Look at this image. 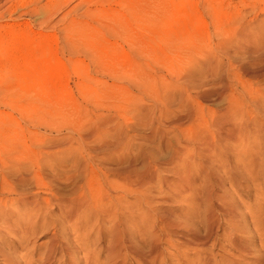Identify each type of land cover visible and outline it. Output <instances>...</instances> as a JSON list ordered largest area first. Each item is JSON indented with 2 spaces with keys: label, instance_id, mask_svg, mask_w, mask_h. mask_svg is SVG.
Listing matches in <instances>:
<instances>
[{
  "label": "rangeland",
  "instance_id": "1",
  "mask_svg": "<svg viewBox=\"0 0 264 264\" xmlns=\"http://www.w3.org/2000/svg\"><path fill=\"white\" fill-rule=\"evenodd\" d=\"M248 25L251 30L257 28L258 40L255 35L239 36ZM260 40L264 44V0H0V157L8 152L2 149L26 147L39 152L43 157L38 176L43 179V172L50 176L55 171L58 175L75 174L77 160L94 150L89 152L94 161L124 171L113 176L119 195L117 210L131 216L132 227L140 222L135 210H150L177 220L188 210H199L203 197L198 189L184 193L181 185L174 186L181 183L176 175L189 166L192 157L188 152L186 160L184 153L178 162L170 159L172 148L184 139L172 128L173 121L188 122L187 106L195 105L189 99L184 102L182 85L198 84L191 92L206 96L201 105L211 111L223 107L225 98L218 93L222 84L209 81L200 85L206 74L197 63L206 56L223 57L225 64L219 65L217 72L224 79L239 73V65L264 72V62L245 61L246 47L261 44ZM261 78L264 81V75L250 81L255 84ZM169 141L172 146H168ZM237 143L236 139L230 146ZM52 148L59 153L49 160L44 150ZM63 155L69 159L54 160L64 159ZM148 163L158 168L153 170V182L147 187L153 191L147 193L150 199L146 202L142 194L128 188L125 177L129 167L131 175H142ZM99 180L94 183L96 191L101 183L107 185L104 178ZM59 182L63 190L73 187L72 178ZM225 186L229 187L227 182ZM253 199V190L240 188L234 194L241 209L252 205ZM110 205L105 199L104 209ZM199 206L201 209L203 203ZM48 217L54 219L53 215ZM73 220L61 225L70 239L74 234L68 228L77 222ZM220 225L224 226L222 218ZM39 231L35 257L50 236L45 229ZM219 232L218 240L228 243ZM141 247L148 252L149 243L141 242ZM30 250H22L21 260L31 256ZM159 251L161 254L152 255H160L156 263L182 261L172 247L160 245ZM101 257H106L105 253ZM131 257L127 256L126 264H139ZM247 261L250 259L238 264Z\"/></svg>",
  "mask_w": 264,
  "mask_h": 264
},
{
  "label": "bare ground",
  "instance_id": "2",
  "mask_svg": "<svg viewBox=\"0 0 264 264\" xmlns=\"http://www.w3.org/2000/svg\"><path fill=\"white\" fill-rule=\"evenodd\" d=\"M243 29L241 33L238 30L241 38L255 35L254 38L259 39L260 36L256 38L259 33L257 31L256 34L257 28L254 31L248 25V30ZM228 38L227 41H230ZM253 44L246 47L245 61L252 64L264 62V44L262 41L261 44ZM215 54L214 51V57ZM210 57L200 58L201 61L197 60V56L194 58L199 61L197 64L201 66H198L202 67L206 74L205 81L200 85L219 81L222 86L218 93L221 97L224 96L225 105L211 111L207 105H201V101H206V96L191 92L195 86H199L198 84L182 85L185 93L184 97L182 96L185 100L183 101L189 99V102L191 100L195 105L187 106L188 122L183 120L187 122L186 125L179 120L178 123L173 121L172 126L174 130L177 128L180 131L184 141L179 140L176 147L172 148L171 161L182 160L183 153V159L185 154L187 157L192 156L191 159L188 158L191 163L187 159L190 164L185 166V170L182 169L183 172L175 169V173L178 172L176 179L181 183L174 186L181 185L179 189L184 188V193L192 190L196 192L197 189L199 193L202 192V200L197 206L199 210H188L177 220L158 216L150 210H135L141 225L138 223L137 227H132L131 216L121 214L117 210L119 195L113 176H118L124 171L118 172L115 167L94 161L89 153L94 150L86 152L88 156L84 157L85 161L83 158L84 163L77 160L75 174L71 172L58 175L55 171L51 172L53 176H50L43 172L44 178L41 179L38 176L42 172L39 160L43 155L26 147L2 149L8 151L0 157L2 264H126L127 256H132L139 264H163L154 262L160 255H155V259L152 257L155 253L161 254L160 245L175 249V256L181 257L182 261L177 259L180 263L184 262L183 264H238L244 259H250L246 264H264V81L262 78L255 81V84L250 81L264 75V72H252L239 65V73L233 74L232 79L229 76L224 79L220 72H217V67L225 64L223 57ZM188 78L190 82L191 79ZM236 139L239 143L231 147L230 143ZM168 146H172L171 142ZM44 151L48 159L59 153L55 148ZM63 157L64 159L54 160L62 162L69 159H66L67 156ZM195 157L198 160H195ZM232 158L237 159L235 161ZM148 164L145 173L137 176L131 175V167L127 168L125 177L130 183L128 188L142 194L146 202L150 199L148 192L151 190L147 187L153 182V170L158 168L155 164ZM193 172L195 177L190 178ZM68 178L73 179V187L63 190L59 181ZM102 178L107 185L104 187L101 183L96 191L94 183ZM225 182L229 187L225 186ZM240 188L244 192L253 190L254 193L253 204H248L246 209L239 208L234 201V194ZM105 199L111 202L107 209L103 207ZM201 203L203 207L200 209ZM49 215H53L54 219H50ZM132 217L134 218L133 215ZM73 218H76L77 222ZM221 218L224 226L220 225ZM71 220L76 222L68 228L74 234L72 239L67 236V229L61 226L68 221L71 223ZM43 229L50 232V236L44 250L39 257H35L36 234ZM218 229L222 231L219 232L221 235L227 237L225 240L228 243L218 240ZM251 230L254 233H250ZM256 237L259 238L258 245L255 243ZM141 242L149 243L148 252H144L143 247L139 248ZM26 249H31V256L23 258V261L21 254L22 250ZM102 252L106 257H101ZM180 263L177 261L175 264Z\"/></svg>",
  "mask_w": 264,
  "mask_h": 264
}]
</instances>
